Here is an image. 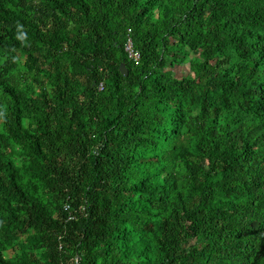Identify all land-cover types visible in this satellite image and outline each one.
Here are the masks:
<instances>
[{
	"label": "trees",
	"instance_id": "1",
	"mask_svg": "<svg viewBox=\"0 0 264 264\" xmlns=\"http://www.w3.org/2000/svg\"><path fill=\"white\" fill-rule=\"evenodd\" d=\"M75 255L264 264V0H0V264Z\"/></svg>",
	"mask_w": 264,
	"mask_h": 264
},
{
	"label": "built area",
	"instance_id": "2",
	"mask_svg": "<svg viewBox=\"0 0 264 264\" xmlns=\"http://www.w3.org/2000/svg\"><path fill=\"white\" fill-rule=\"evenodd\" d=\"M124 52L127 55L128 59L134 61L135 63H138L140 55L138 50H136L133 45V40L130 36V30H128V35L124 44ZM67 208L68 207L66 206L65 209ZM79 259V256L75 255L69 260L68 264H80Z\"/></svg>",
	"mask_w": 264,
	"mask_h": 264
},
{
	"label": "rangeland",
	"instance_id": "3",
	"mask_svg": "<svg viewBox=\"0 0 264 264\" xmlns=\"http://www.w3.org/2000/svg\"><path fill=\"white\" fill-rule=\"evenodd\" d=\"M174 76L178 79H181V77H187V76H190V72L188 70V62L187 60H185L184 62L180 63V64H175L172 68H171ZM44 208L46 209L47 208V205H46V202L44 200H41ZM4 255L6 257L10 256L11 253L10 252H6L4 253Z\"/></svg>",
	"mask_w": 264,
	"mask_h": 264
},
{
	"label": "water",
	"instance_id": "4",
	"mask_svg": "<svg viewBox=\"0 0 264 264\" xmlns=\"http://www.w3.org/2000/svg\"><path fill=\"white\" fill-rule=\"evenodd\" d=\"M120 71L123 75H127V71L124 65L121 66Z\"/></svg>",
	"mask_w": 264,
	"mask_h": 264
}]
</instances>
